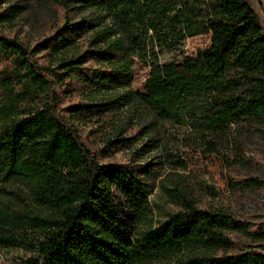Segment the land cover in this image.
<instances>
[{
	"label": "trees",
	"instance_id": "16d2710c",
	"mask_svg": "<svg viewBox=\"0 0 264 264\" xmlns=\"http://www.w3.org/2000/svg\"><path fill=\"white\" fill-rule=\"evenodd\" d=\"M250 1L264 3L35 0L63 23L32 48L0 35V194L18 188L27 201L0 208V248L30 254L23 264H264L263 224L197 208L180 176L160 180L149 166L102 162L80 130L115 127L141 107L175 128L177 145L218 156L229 170L251 166L242 135L264 137V27ZM20 9L7 6L0 25ZM79 10L87 16L69 21ZM200 35L210 46L185 55L184 42ZM168 54L177 57L162 62ZM136 62L149 68L142 92L130 89ZM64 97L77 101L63 107ZM164 155L185 167L172 150ZM156 185L176 209L158 223ZM236 185L246 192L264 180ZM115 190L127 204L124 221Z\"/></svg>",
	"mask_w": 264,
	"mask_h": 264
},
{
	"label": "rangeland",
	"instance_id": "374dc122",
	"mask_svg": "<svg viewBox=\"0 0 264 264\" xmlns=\"http://www.w3.org/2000/svg\"><path fill=\"white\" fill-rule=\"evenodd\" d=\"M250 5L259 16L264 27V3L258 4L250 1ZM7 6L21 7L19 16L11 23L0 25V35L15 37L30 48L51 36L57 27L63 23L61 15L55 14L51 9L40 7L35 0H0V12ZM81 9V8H74ZM87 16L82 10L70 11L67 15L69 21H77ZM210 46V35H200L187 39L182 52L187 56H195L199 51ZM175 54H168L162 62L176 59ZM39 62L45 65L48 58L43 54L37 56ZM87 65L94 66L89 62ZM133 81L131 91L142 92L149 68L136 62L132 68ZM66 99L65 104L76 102V99ZM132 120L131 123L129 121ZM121 125L123 128L120 142H115V129ZM96 124H80L82 137L89 146L99 154L102 162L119 163L125 165L149 166L161 172V179L180 176L190 197L197 208L207 210H226L254 225H264V185L257 190L243 192L238 190L236 183L245 178H258L264 180V137L244 131L246 155L252 161L251 166L240 170H229L225 162L218 156L205 153L194 147H182L170 136L175 128L155 119L145 109L136 107L124 112L120 122L111 127L97 128ZM109 138L112 144L105 143ZM152 140V143L148 142ZM129 140V141H128ZM153 145V146H152ZM172 150L182 159L185 167L176 168L167 164L164 150ZM225 153H228L225 151ZM159 163V165H157ZM172 175V176H171ZM7 193L0 194V208L6 206L12 209H22L26 202L19 200L23 197L18 188H7ZM18 194V195H17ZM151 204L156 222L163 220L165 213L176 209L167 203L163 192L156 185L151 196ZM112 204L118 207V214L122 221L128 216V208L124 198L115 190ZM30 256L19 249L0 248V264H23Z\"/></svg>",
	"mask_w": 264,
	"mask_h": 264
}]
</instances>
